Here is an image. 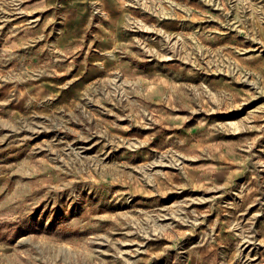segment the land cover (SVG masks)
Returning <instances> with one entry per match:
<instances>
[{
	"label": "rangeland",
	"instance_id": "1",
	"mask_svg": "<svg viewBox=\"0 0 264 264\" xmlns=\"http://www.w3.org/2000/svg\"><path fill=\"white\" fill-rule=\"evenodd\" d=\"M0 264H264V0H0Z\"/></svg>",
	"mask_w": 264,
	"mask_h": 264
},
{
	"label": "crops",
	"instance_id": "2",
	"mask_svg": "<svg viewBox=\"0 0 264 264\" xmlns=\"http://www.w3.org/2000/svg\"><path fill=\"white\" fill-rule=\"evenodd\" d=\"M128 66V65H127Z\"/></svg>",
	"mask_w": 264,
	"mask_h": 264
}]
</instances>
